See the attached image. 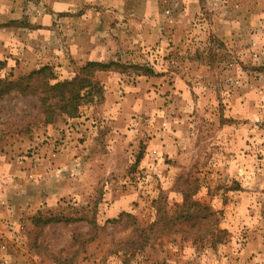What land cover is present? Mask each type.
I'll list each match as a JSON object with an SVG mask.
<instances>
[{
    "label": "rangeland",
    "instance_id": "rangeland-1",
    "mask_svg": "<svg viewBox=\"0 0 264 264\" xmlns=\"http://www.w3.org/2000/svg\"><path fill=\"white\" fill-rule=\"evenodd\" d=\"M89 62L0 98V264H264V0H0V78Z\"/></svg>",
    "mask_w": 264,
    "mask_h": 264
},
{
    "label": "trees",
    "instance_id": "trees-1",
    "mask_svg": "<svg viewBox=\"0 0 264 264\" xmlns=\"http://www.w3.org/2000/svg\"><path fill=\"white\" fill-rule=\"evenodd\" d=\"M3 63H0V69ZM108 65L89 62L81 67L70 80L58 82L49 67H41L16 79L0 78V98L11 93L32 96L38 101L45 123L57 118L72 119L85 101H92L100 94L94 74L107 69Z\"/></svg>",
    "mask_w": 264,
    "mask_h": 264
}]
</instances>
